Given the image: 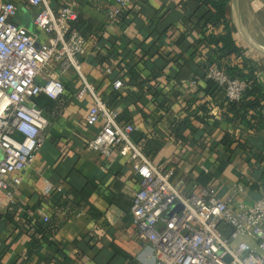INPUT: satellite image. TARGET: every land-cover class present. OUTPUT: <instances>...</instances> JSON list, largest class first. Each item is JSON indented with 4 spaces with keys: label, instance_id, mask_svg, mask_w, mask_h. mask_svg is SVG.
<instances>
[{
    "label": "crops",
    "instance_id": "obj_1",
    "mask_svg": "<svg viewBox=\"0 0 264 264\" xmlns=\"http://www.w3.org/2000/svg\"><path fill=\"white\" fill-rule=\"evenodd\" d=\"M47 1L55 14L63 6L72 7L89 28L90 36L83 38V51L77 57L82 77L104 102L113 92L125 96L117 103L120 114L128 112L136 131L160 145L147 157L173 169V184L183 194L192 193L199 186L197 178L204 174L219 198L241 186L234 208L264 196V160H260L264 157V100L262 129L253 132L219 119L221 94L204 95L202 82L192 88V77L201 76L209 48L194 45L200 37L197 32L188 34L180 49L175 46L186 32L187 14L178 5L181 0H131L125 10L129 13L111 23L106 14L112 0ZM5 2L17 9L16 25L26 28L38 44L48 41L33 22L39 8L28 0H0ZM226 17L264 93V0H230ZM147 50L151 54L145 55ZM179 50L184 51L180 63L185 65L176 64ZM195 50H199L196 55ZM241 63L242 59L232 61ZM131 66H136L145 83L128 84ZM51 69L59 70L57 65ZM157 71L160 75L153 77ZM54 77L63 84L62 96L52 101L40 95L35 100L49 120L42 147L28 168L12 176L20 179L13 188L14 203L0 193V264H155L154 249L138 238L132 224L131 201L139 188L132 162L122 158L118 149L110 158L87 149L102 126V122L92 127L85 124L93 99L88 94L78 96L83 82L73 69ZM115 80L122 82L121 89L113 87ZM154 90L161 94L158 105L152 101ZM135 97L138 102L133 101ZM202 108L211 111L203 114ZM193 115L204 120L193 121L197 135L185 131V140H176L171 124L187 116L192 120ZM213 116L218 120L215 125ZM226 136L233 151L224 144ZM49 222L61 225L55 234L43 235L39 248L29 254L34 228Z\"/></svg>",
    "mask_w": 264,
    "mask_h": 264
},
{
    "label": "built area",
    "instance_id": "obj_2",
    "mask_svg": "<svg viewBox=\"0 0 264 264\" xmlns=\"http://www.w3.org/2000/svg\"><path fill=\"white\" fill-rule=\"evenodd\" d=\"M112 2L108 23L115 22L131 0ZM28 3L39 8L33 22L48 35L46 43L38 44L26 28L13 22L17 9L12 3L0 4V193L14 203L13 188L20 185V179L12 176L31 165L49 127L35 100L40 95L58 100L64 87L54 75L73 69L83 82L78 96L88 94L93 99L86 126L102 122L87 149L105 158L118 149L134 166L139 188L131 201L132 224L138 238L154 249L155 264H264V196L234 208L241 186L222 198L210 185L195 186L192 193L183 194L173 184V169L154 164L133 143L134 124L118 122L119 108L106 106L82 77L77 57L85 41L71 28L77 19L73 8L63 6L55 14L47 0ZM53 65L59 68L56 73ZM206 78L232 102L239 101L248 87L218 67L210 68ZM191 86L195 89L197 84L192 81ZM113 87L121 89L122 82L115 80Z\"/></svg>",
    "mask_w": 264,
    "mask_h": 264
},
{
    "label": "trees",
    "instance_id": "obj_3",
    "mask_svg": "<svg viewBox=\"0 0 264 264\" xmlns=\"http://www.w3.org/2000/svg\"><path fill=\"white\" fill-rule=\"evenodd\" d=\"M229 2L230 0H181L178 5L182 7L184 13L187 14L185 20L186 32L178 37V39L175 41V46L180 49L187 39L188 34L191 35L193 32L198 33L200 37L194 43V45L198 47L202 46V48H209V50L207 56L205 57L206 61L203 66L204 68L202 69L201 76H193L192 80L197 85L200 82L205 85L202 88L203 90L201 89L204 92V95H208L210 97H214L217 94L222 95L224 103L217 105L218 110L220 111L219 119H223L226 122L232 124L239 123L253 132H258L263 126L261 110L263 107L262 101L264 100V93L257 81L254 67H248V60L244 57L242 49L236 45L233 38L234 28L231 26L226 17ZM126 13L129 12H122L117 17V20L122 19ZM71 28L79 32L84 39H88L90 36L89 28L83 25L79 16H77L76 21L71 23ZM219 30H222L224 34L217 33ZM153 47L154 46H151V49ZM199 50H195V55L199 52ZM150 51L151 50H147L145 55L151 54ZM179 51V54L176 55V64L178 65L181 64L180 60L184 59V51ZM235 59H242V63L232 64V61ZM135 67L136 66H131L127 72L129 81L128 84L133 82L135 85H141L145 83V79L140 76ZM179 67L181 68L182 66ZM212 67H218L224 70L230 78L241 79L248 84L246 91L239 101L232 102L223 98L224 94H222V91L217 87V85L213 81L206 78L208 70ZM159 75L160 71L153 72L152 74L153 77H158ZM151 95L153 97V103L158 105L157 97L161 94H159L157 90H154ZM124 97L125 96H122L118 92H113L109 99L104 103L110 108H117V103L121 102ZM134 99V102L139 101L137 97ZM208 110L202 108L201 113L207 114ZM213 120L215 121L213 125L218 123V120L215 119V117ZM193 121L202 123L204 120L197 117V115H193L192 120H190L189 116H187L186 120L173 122L171 124V132L173 137L176 140H185V131H189L191 134L197 135L198 128L193 124ZM118 122L123 124H133L128 112H123L121 114L119 112ZM131 139L134 144L142 148V151L146 156L154 155L160 148V145L153 142L146 135L141 134L138 131L132 133ZM229 140L230 139L228 136H226L224 144L229 146V151H233L231 148L232 142ZM260 160H264V157L261 156ZM208 181L209 177L204 174L197 178L199 186H206ZM60 225L61 224L49 222L46 223V226H38L37 228H34L35 234H31L30 236L31 240L29 243V254L33 250L39 248L40 242L43 240V235L55 234Z\"/></svg>",
    "mask_w": 264,
    "mask_h": 264
}]
</instances>
